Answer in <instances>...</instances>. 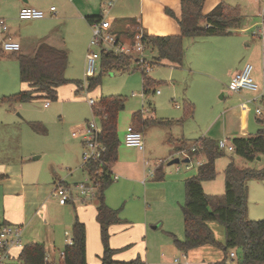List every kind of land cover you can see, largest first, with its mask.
I'll return each instance as SVG.
<instances>
[{"label":"rangeland","instance_id":"374dc122","mask_svg":"<svg viewBox=\"0 0 264 264\" xmlns=\"http://www.w3.org/2000/svg\"><path fill=\"white\" fill-rule=\"evenodd\" d=\"M17 2L0 0V18L5 20L8 27L7 32L0 34V43L8 35L19 41L23 49L18 54H30L40 39L48 45L63 48L68 54V66L64 75L69 83L58 88V100L48 101V108L43 107L45 100L41 99L21 104L1 102L3 97L16 95L22 89V83L19 78L17 53L0 51V159L7 155L18 161L20 157L24 165L35 166L42 185H51L53 176H56V182L70 184L74 192V183L84 182L86 176L82 171L81 141L70 137L71 129L93 119L87 99L97 101L104 97L124 98V109L118 114L116 121L118 160L112 169L118 180H113L104 191V203L117 210L121 220L119 224L109 228L111 239L109 245L113 249H120L114 255V259L118 261H129L139 255L145 264H176L172 260L180 259L184 251L173 245L169 234H174L179 240L184 238L180 209L184 199V187L180 184V177L184 179L192 175L204 159L200 156L192 157L189 163L168 166L172 158L168 155L169 149L164 137L169 134L173 138L188 139L191 145L198 144V140L202 138L214 142L226 139L229 142L226 137L228 126L221 115L231 98L226 87L228 80L223 76L224 69L221 73L215 74L200 67L193 69L187 62V56H192L194 51L201 47H224V40L236 38L234 35L237 33L232 34L233 31L232 37L226 39L184 37L182 39L184 56L182 67L179 69L155 64L156 53L150 52L149 48H145L143 53L147 65H136L130 61L128 67H121L118 64H116L118 67L101 66L99 60L92 76L99 78V84L88 90L85 88L88 79L85 75V55L88 51L99 52L100 49L90 46L91 31L76 14L72 6L73 0H35L34 4L45 13L51 6L55 11L52 15L46 14L43 19L27 21L17 18L19 9ZM241 11H246L243 3ZM260 13L264 19V6ZM240 23V28H246L249 26V18L242 16ZM136 30L137 28L130 29L126 35ZM252 33L253 31L246 29L239 34L246 38L239 42L238 46L249 52L254 47H245L244 43L255 42L256 38L251 37ZM232 47L233 45L229 44V49ZM248 62L253 63L251 59ZM142 72L155 81L152 89L146 94L142 91ZM76 81L79 82L78 86L75 84ZM80 84L83 85V89H80ZM222 93L223 99L220 97ZM243 97L257 100L249 105L250 133L254 134L259 127L254 108L255 105L264 104V101L257 97L252 98V92ZM184 101L192 104L191 115L184 114ZM136 112H141L146 118L152 117L163 121L182 118V121L163 126H145L142 129L144 150L141 152L124 146L126 128L131 124L132 114ZM31 122H39L44 131L32 129ZM95 122L98 125V120ZM67 142L69 144L65 145ZM217 154L215 178L209 181L210 186L215 189L217 187L224 189V170L231 160L239 169L249 168L257 171L264 169V155L257 156L255 160L249 162L226 150H218ZM36 156L39 158L34 160ZM119 166L124 171L118 172ZM159 167L164 171L165 178L162 181H155L153 172ZM176 168L179 170L176 171ZM166 171H170L171 175L167 177ZM246 185L248 218L253 216L256 218L250 220L263 219L264 181L252 179L247 181ZM44 188L42 186L41 192L45 191ZM53 188L54 184L48 192L49 200L45 209L36 215L30 226H22L23 244L39 242L47 249L53 241L55 249H62L66 239L72 237V225L76 218L85 226V264H99L102 245L95 217L98 200L82 202L77 198L73 203L60 205L53 196ZM210 190L212 193L219 191L212 190L211 187ZM1 195L0 188V210ZM220 195L222 193L209 196ZM218 226L223 228L221 225ZM220 243L224 245V241ZM199 250L193 248L186 251L188 264H208L222 258V250L219 247H203L201 251ZM13 253L16 254L17 251ZM218 258L219 260H216ZM236 259L235 257L234 264ZM16 262L15 260L14 263Z\"/></svg>","mask_w":264,"mask_h":264},{"label":"trees","instance_id":"16d2710c","mask_svg":"<svg viewBox=\"0 0 264 264\" xmlns=\"http://www.w3.org/2000/svg\"><path fill=\"white\" fill-rule=\"evenodd\" d=\"M204 0H180L181 14L179 18L170 10L165 13L175 18L180 27L179 36H147L143 34L142 41L145 48L155 52V64L168 63L171 66L179 67L183 61L184 37L228 35L239 28L242 15L236 9L225 3L217 4L208 14L202 15L201 9ZM98 17H87L91 23L100 20ZM118 35L121 33H117ZM127 34V32H123ZM16 59L19 64V78L24 85L16 95L3 97L1 102L28 103L38 99L46 101L58 100V88L69 80L65 78L67 68V55L63 49L39 42L30 54L18 52ZM121 58V60H120ZM101 66L128 67L130 59L125 56L113 54L112 52L100 51ZM143 93L146 94L155 84V81L142 72ZM78 86L79 82H75ZM99 84V78L89 77L87 89H93ZM81 89V84H80ZM124 109V98L104 97L96 101L93 106L94 115L98 118L102 133L101 140L107 148L104 160L110 167L117 158V135L116 121L118 114ZM184 111L187 115L193 112L190 103L185 104ZM181 122L182 120H176ZM259 124L257 131L248 137L232 138L230 144L233 146V153L252 162L257 156L264 155V119L256 117ZM172 120H160L155 118L142 119L137 112L131 117V124L139 130V126L148 123L169 124ZM30 127L35 131H44L39 122H31ZM40 128V129H39ZM37 129V130H36ZM140 131V130H139ZM201 146L190 153L195 157L204 158V162L197 167L196 174L184 179V202L181 205L183 217V240L170 235L173 245L183 251H188L204 245L221 248L223 258L212 264H234V260L228 257L230 250H235L236 264H264V219H247V185L246 182L252 179L264 180V169L254 170L249 168L239 169L231 160L224 170V194L210 197L202 188L203 181H211L215 178V160L218 156L217 142L209 139H199ZM220 151V150H219ZM191 156V157H192ZM95 162L86 166L87 174L98 184V204L95 208L96 222L99 227L102 255L99 257V264H145L136 256L129 261L115 260L114 254L119 251L112 249L109 245V228L121 222L118 211L109 208L104 203V191L112 183L108 175L96 177V171L100 170ZM104 171L106 170L103 169ZM161 178V175L156 174ZM155 175V176H156ZM4 175L0 174V179ZM216 221L223 226L225 243L220 245L214 238L207 222ZM72 244H65L63 247L64 258L62 264H85L86 261V234L85 226L76 218L72 225ZM46 250L44 245L39 243L25 244L18 252L16 263L10 264H43V257Z\"/></svg>","mask_w":264,"mask_h":264},{"label":"crops","instance_id":"0c3cea01","mask_svg":"<svg viewBox=\"0 0 264 264\" xmlns=\"http://www.w3.org/2000/svg\"><path fill=\"white\" fill-rule=\"evenodd\" d=\"M17 1L18 2L16 3V5L19 9L24 6H30L34 8L37 7V9L39 8L37 5L34 4L35 0H17ZM109 3L111 5H108ZM219 3H225V4L230 5L233 8H236L243 17L249 18V26H247L246 28H240V25H239L240 29L238 28L237 30L234 31V33H232V34L237 33L234 35L236 38H232V39H226V38L232 37L231 34L200 36V37H223L222 39H226L223 42L225 46L221 48L220 47L218 48L217 47L197 48L192 54V56H189V57L187 56V62L193 69L200 67L202 69L210 70L214 74L221 73L222 69H224L223 76L228 80V83H229L231 76L234 73L238 72L242 68V66L249 61V59L253 61V63H250L253 66L251 76L253 80L256 82V84L259 85L258 89L256 91H249V90L244 89V90L239 91L238 93H230L231 98L228 102V105L225 107L224 111L221 114L222 117L224 116V122L228 126V132H227L228 135L226 137H228V139L231 140L232 138H235V137H248V136L253 135V133H250L251 132V121H250L251 111H250L249 105L251 103L247 102L249 98L244 99L246 97H243V96H247L248 92H252V98L253 97L264 98V83H263L264 22H262V19L260 17V14H261L260 12L264 6V1L263 0H204L202 9H201L203 16L205 14H208L207 12H210ZM241 3L245 5L246 11L244 12L241 11ZM72 4H73L72 5L73 8L76 11V14L79 15L77 16L79 18H82V21L88 27L89 30H90V25H89L90 22L87 20V17L102 16L111 23V28L115 33H121L119 34L120 36L124 35L123 32L130 31V29L132 28H137L138 30L141 31L142 34H145L147 36H179L180 35V27L176 21V19L179 18L181 14L180 0H73ZM167 9L173 12L176 19L170 17L169 15L165 13V10ZM46 12H47L46 13L47 15L48 14L52 15L49 12V9ZM246 29L248 31H251V32L253 31L258 34V36H252L250 34L251 37L256 38L254 43H251L249 41H246L244 43L245 47H249V48L254 47L251 52L243 49V47L238 46V43L241 41H244L246 38V36H240L239 34ZM7 37H10V36L8 35ZM196 38L198 37H195V39ZM11 39L13 41L18 42L20 44V48L23 49L22 44L19 41L14 40L13 38ZM41 41H42L41 39L38 40L36 42L35 47L32 50H34L37 44ZM229 44L233 45V47L230 49H229ZM59 49H63V48H59ZM0 51L4 52L1 50V47H0ZM66 55H67V66H68L67 52H66ZM183 56H184V53H183ZM162 65H168L175 69H179L182 67V65L179 67H174V66L169 65L168 63H162ZM23 88H24V85L22 84V89ZM220 97L222 99L224 98L223 93L221 94ZM187 103L189 102L184 101V105H183L184 114H186L184 111V106ZM175 106H177V104H175ZM43 107H44V103H43ZM48 107H49V104L44 108H48ZM138 113L141 114V112H138ZM141 115H142L141 116L142 119H147L144 116V114H141ZM180 119L182 120V118ZM172 121L177 122L176 120H172ZM231 124H234V125L230 127ZM129 125H132V124H129ZM152 125L163 126L164 124L148 123L144 126H141V129H139L141 134H142V129H144L145 126H152ZM165 125H168V124H165ZM142 138H143V135H142ZM164 138L166 141V145L169 149L168 155L171 156L172 159L177 157L176 154L180 150H189L190 147L196 145V144L191 145L190 140L188 139L173 138L169 134H167ZM68 144L69 142H67L65 145H68ZM124 146L126 148H133V147H127L125 144ZM134 149L143 152L144 141H143V150H139L137 148H134ZM82 151H83V145H82ZM38 158L39 157L36 156L33 159L37 160ZM117 160L118 158H116V161L112 165V169H114V166H116ZM158 162L161 163L162 161L158 160ZM203 162H201V164ZM185 166L187 168L188 164ZM197 167H196V170H197ZM196 170L190 176L195 175ZM82 171L86 175L85 170L83 169V166H82ZM117 171L119 172V171H124V170L122 169V167L119 166L117 168ZM153 173H155L154 174L155 181L164 180L165 173L161 169V167L157 168ZM0 174L4 175V178L0 179V188L2 192V195H1L2 209L0 210V224H14V225H21L23 227L30 226L31 223L34 221L36 215H38L40 212H42V210L45 209L46 203L49 200V198L47 197L48 192L51 190V185L56 183L55 181L56 176H53L51 185L50 184L42 185L39 181V173H38V170H36L35 166H32L31 164L24 165V161H21L20 157H18V161H17L16 158H12L11 156H7V155L3 159H0ZM156 174L161 175L162 177L159 178L157 177ZM166 174H167V177L168 175L169 176L171 175L170 171H166ZM184 179H181L180 177V184L183 185V187H184V183H183ZM260 181H264V180H260ZM143 182L145 181L143 180L142 183ZM209 183H210L209 181L202 182V188L206 195L209 196L212 194H217V195L221 193L222 195L224 194L223 188L221 189L220 187H217V189H215L213 186H210ZM42 186L45 187L44 188L45 191L41 192ZM210 187L212 190H219V191L217 192L213 191L214 193H212V191L210 190ZM223 187H224V183H223ZM247 190H248V186H247ZM184 194H185V191H184ZM181 198H182V194L180 192L179 199L181 200ZM183 202H184V199H183ZM180 209H181V205H180ZM247 214H248V208H247ZM247 218H248V215H247ZM250 218H256V217L250 216ZM250 218L248 219L250 220ZM182 223H183V217H182ZM218 225L220 224L216 221L207 222V226L212 231L215 240L220 245H222L220 242L224 241L225 243V234H224V229ZM170 235H174V234L170 233L169 236ZM30 243H39V242H30ZM25 244H29V243H25ZM39 244H42V243H39ZM203 247H214V246L204 245V246H200L194 249L195 250L200 249L199 251H201ZM45 250L51 252V254L54 257H57V253L61 249H55L54 242L52 241L51 245ZM115 250H120V249H115ZM17 254L18 252L15 254V256ZM222 258H223V252H222ZM173 260H176V261L174 262ZM173 260L172 262L176 264H188L187 252L184 251V254L182 255L180 259L174 258ZM216 260H219V258ZM208 264H212V263H208Z\"/></svg>","mask_w":264,"mask_h":264},{"label":"built area","instance_id":"2783aa9c","mask_svg":"<svg viewBox=\"0 0 264 264\" xmlns=\"http://www.w3.org/2000/svg\"><path fill=\"white\" fill-rule=\"evenodd\" d=\"M108 5H111L110 3ZM55 8L51 6L49 12L53 14ZM46 16V13L40 9L24 6L18 11L17 18L21 21L42 19ZM262 22H264L263 14H260ZM91 40L90 46L98 47L106 52H112L113 54L125 56L130 59L133 64L136 65H147L144 58L145 45L142 41L143 34L140 30H136L130 35H118L111 28V23L101 16L100 20L91 22ZM8 27L3 18H0V34L7 32ZM252 36H258L256 32H253ZM1 50L7 53H14L20 51V44L13 41L10 37H4L0 43ZM100 51H88L85 55V75L89 78L92 77L96 70V64L100 60ZM152 64V63H151ZM253 66L250 63H245L242 68L234 73L228 83L227 90L230 93H238L241 90L256 91L258 85L253 80L252 74ZM263 83H264V73H263ZM83 89V85L81 84ZM87 89V87L85 86ZM158 94L159 91H156ZM256 98L249 99L247 102L254 104ZM260 101H264V98H260ZM87 103L90 106V111L92 114V120L87 121L83 125H78L72 128L70 131V137L75 140H80L83 145V151L81 155L83 169L86 173V179L84 182L74 183L72 192V186L62 181H58L54 184L53 196L58 200L60 205H64L68 202L73 203L75 199L80 198L81 201H90L98 198V184L95 183L87 174L86 166L91 162L97 163L99 166L103 167L96 171V177L102 176L103 174L108 175V177L113 181L117 180L118 176L112 171V167L106 163L104 156L107 152L105 144L101 140V125L98 118L94 115L93 106L96 100L89 98ZM49 104L48 101L44 102V107ZM178 106V105H177ZM176 106V107H177ZM254 114L259 119H264V104L261 106L255 105ZM95 120H98V125ZM264 128V125H263ZM124 144L127 147L137 148L143 150V138L139 130H136L132 125L126 128V134L124 139ZM201 146L198 143L189 148V150H180L176 155L181 156L182 159L188 158L189 162L192 156L190 153L196 151L197 148ZM217 147L219 150H226L228 152H233V146L226 139L217 141ZM177 156V157H178ZM192 156V157H191ZM182 160L180 157H178ZM188 162V163H189ZM186 164V163H184ZM201 162L199 163V165ZM106 170L104 171L103 169ZM179 169L176 168V171ZM149 175H152L149 174ZM66 244H72V239H66ZM25 244L22 242V226L14 224H0V264H10L16 260L13 251L19 252ZM228 257L230 259L235 258L234 250H230ZM64 258V250L61 249L57 253V257H54L51 252L46 251L43 257V264H62L61 260ZM174 262L176 260H173Z\"/></svg>","mask_w":264,"mask_h":264},{"label":"water","instance_id":"95a60500","mask_svg":"<svg viewBox=\"0 0 264 264\" xmlns=\"http://www.w3.org/2000/svg\"><path fill=\"white\" fill-rule=\"evenodd\" d=\"M259 159V157L257 158ZM189 159L188 158H184L182 160H180L178 157L177 158H173L168 162V166L173 165V164H179V163H188Z\"/></svg>","mask_w":264,"mask_h":264}]
</instances>
